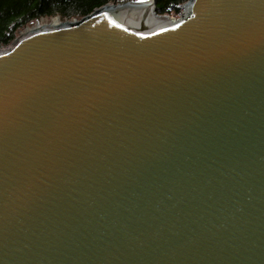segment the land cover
I'll return each instance as SVG.
<instances>
[{"label":"water","instance_id":"water-1","mask_svg":"<svg viewBox=\"0 0 264 264\" xmlns=\"http://www.w3.org/2000/svg\"><path fill=\"white\" fill-rule=\"evenodd\" d=\"M136 1L0 48V264H264V0Z\"/></svg>","mask_w":264,"mask_h":264},{"label":"trees","instance_id":"trees-1","mask_svg":"<svg viewBox=\"0 0 264 264\" xmlns=\"http://www.w3.org/2000/svg\"><path fill=\"white\" fill-rule=\"evenodd\" d=\"M136 0H0V48L40 19H76L104 6ZM187 0H156L158 14L179 16Z\"/></svg>","mask_w":264,"mask_h":264},{"label":"bare ground","instance_id":"bare-ground-1","mask_svg":"<svg viewBox=\"0 0 264 264\" xmlns=\"http://www.w3.org/2000/svg\"><path fill=\"white\" fill-rule=\"evenodd\" d=\"M124 7H128V8H135L138 10H141L143 12H145L146 14L150 15V19L161 22V23H165L167 21V17H163V16H156L151 8V0H140V2H138V0L136 2L133 3H129V4H125L123 6H119V9H122ZM58 22V20L56 18L52 19L51 23L52 24H56Z\"/></svg>","mask_w":264,"mask_h":264},{"label":"rangeland","instance_id":"rangeland-1","mask_svg":"<svg viewBox=\"0 0 264 264\" xmlns=\"http://www.w3.org/2000/svg\"><path fill=\"white\" fill-rule=\"evenodd\" d=\"M169 16H173V15H169ZM174 17H177V16H174ZM54 18H56V17H54ZM54 18H51V19H40L39 21L35 22L33 25H31L30 27H27V28L38 27V26H41L42 24L51 23L52 19H54Z\"/></svg>","mask_w":264,"mask_h":264},{"label":"built area","instance_id":"built-area-1","mask_svg":"<svg viewBox=\"0 0 264 264\" xmlns=\"http://www.w3.org/2000/svg\"><path fill=\"white\" fill-rule=\"evenodd\" d=\"M66 21H76V19L66 20ZM58 22H62V21L58 19Z\"/></svg>","mask_w":264,"mask_h":264},{"label":"snow or ice","instance_id":"snow-or-ice-1","mask_svg":"<svg viewBox=\"0 0 264 264\" xmlns=\"http://www.w3.org/2000/svg\"><path fill=\"white\" fill-rule=\"evenodd\" d=\"M138 2H140V0H138Z\"/></svg>","mask_w":264,"mask_h":264}]
</instances>
